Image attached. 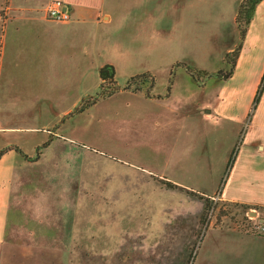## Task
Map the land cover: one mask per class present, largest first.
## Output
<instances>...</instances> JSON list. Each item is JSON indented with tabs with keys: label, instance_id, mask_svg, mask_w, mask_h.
<instances>
[{
	"label": "rangeland",
	"instance_id": "1",
	"mask_svg": "<svg viewBox=\"0 0 264 264\" xmlns=\"http://www.w3.org/2000/svg\"><path fill=\"white\" fill-rule=\"evenodd\" d=\"M117 27L108 35L93 32L91 62L81 84L71 87L72 73L61 70L63 96L54 109L43 103L40 114L33 111L27 118V112L15 108L14 118L19 119L14 126L37 130L14 131L9 142L35 157L43 153L45 167L59 165L49 170L57 181L51 195L45 193L43 227L57 219L54 187L61 199L74 186L75 201L69 203L78 225L75 248L65 251L68 264H245L243 244L264 240L253 231L264 225L257 216L264 209L204 194H211L224 177L236 130L214 114L204 115L217 89L213 81L200 82L222 80L229 68L218 76L199 74L200 82H193L185 69L173 67L178 60L174 53L162 58L150 52L148 29L141 26L137 34L129 27L117 33ZM107 63L115 71L118 91L100 98L98 71ZM143 73L124 90L131 76ZM153 79L150 94L159 99L146 96ZM106 87V93L113 90ZM97 97L94 105L78 112ZM243 134L235 155L244 144ZM223 186L222 196L230 198L233 181ZM238 190L242 194V187ZM35 258L9 264L67 262L63 251L53 256L44 251Z\"/></svg>",
	"mask_w": 264,
	"mask_h": 264
},
{
	"label": "crops",
	"instance_id": "2",
	"mask_svg": "<svg viewBox=\"0 0 264 264\" xmlns=\"http://www.w3.org/2000/svg\"><path fill=\"white\" fill-rule=\"evenodd\" d=\"M51 1L0 0V151H4L0 158V264L28 257L35 260L44 251L52 256L63 251L68 264L65 251L75 248L78 224L69 203L75 201V187L64 190L61 199L54 187L57 219L43 227L45 193L51 195V186L57 181L49 170L59 165L53 162L45 167L43 153L36 157L27 154L8 137L14 131L37 130L14 126L19 119L14 118L17 106L20 112L31 110L26 113L29 118L33 111L41 113L43 103L53 109L60 103L64 90L61 70L72 73L68 79L71 87L82 83L91 62L93 32L104 30L108 35L118 25L117 33L134 27L138 34L142 26L148 29L150 52L156 51L162 58L174 53L178 60L173 67L186 64L209 74L225 71L226 54L241 42L236 18L242 0H60L70 13V20L64 23L47 18ZM5 11L7 18L3 19ZM215 65L219 70L211 72ZM263 76L264 0L252 12L232 75L226 80L212 77L200 82L213 81L217 89L215 101L209 110L203 109L204 115L214 114L217 121L236 130L230 154L244 132V144L237 149L224 183L233 181L232 196L223 197L220 184L211 194H204H217L221 201L249 209H264V84L255 103ZM172 89L173 85L166 98ZM151 91L148 98H160ZM239 187L242 194L237 192ZM257 216L264 223V214ZM243 249L245 264H264V240L244 243Z\"/></svg>",
	"mask_w": 264,
	"mask_h": 264
},
{
	"label": "trees",
	"instance_id": "3",
	"mask_svg": "<svg viewBox=\"0 0 264 264\" xmlns=\"http://www.w3.org/2000/svg\"><path fill=\"white\" fill-rule=\"evenodd\" d=\"M261 1L262 0H242V2L240 4V7H239V10H238V13H237L236 22H237V26H238V29H239V32H240V40H241V42L238 44V46L232 52L226 54V56H225L224 62L226 64V66L229 68V71L225 72V75L222 77L223 79H228L233 73L236 60H237V58L239 56V52H240L241 47H242V40L244 39V36L246 34V30H247V28H248V26H249V24L251 22L252 12L255 9L256 5L258 3H260ZM179 66H181L183 69H185V71L196 82H200L199 81V74L207 75V73L201 72V71H197V70L189 67L186 64H179ZM220 73L221 72H219L217 74V76ZM145 75H146V73L131 77L128 80V82L126 83V85L124 87V90H129L130 87L134 83H136V81L138 79L143 78ZM99 79L101 81V83H100V93L98 95L100 98L111 97L113 94H115L118 91L117 86H116V81H115V71H114L112 66H110V65L103 66L99 70ZM154 84H155V82H154V79H153L152 82H151V86H150L151 88H150L149 91L152 90V88L154 87ZM263 84H264V76L262 78L261 86L258 89L257 96L255 98V103L258 101V98L261 95ZM107 85L110 86L111 89H113V90L110 91V93H106L105 92L106 90H104V89L108 88V87H106ZM114 87H115V90H114ZM107 90H109V89H107ZM97 100H98V97L92 99V101H87L86 104H84L83 106H81L78 109V112L79 113L83 112L85 109H87L90 106L94 105ZM3 154H4V151H0V158L2 157ZM234 157H235V150L232 151V153H231V155L229 157V160H228V163H227V166H226V170H225V173H224V177L221 179V182H220V186H219L220 189H221L222 185L225 183V176H227L229 174V171L231 170V168L233 166L234 159H235ZM164 183H165V185L168 188H173V189L177 188V186L175 184H173V183H171L169 181H164ZM207 201H208V199H206V202Z\"/></svg>",
	"mask_w": 264,
	"mask_h": 264
},
{
	"label": "built area",
	"instance_id": "4",
	"mask_svg": "<svg viewBox=\"0 0 264 264\" xmlns=\"http://www.w3.org/2000/svg\"><path fill=\"white\" fill-rule=\"evenodd\" d=\"M47 18L52 21L64 23L70 20V13L65 3L60 0L51 1L46 8ZM254 233L264 235V225H255L253 227Z\"/></svg>",
	"mask_w": 264,
	"mask_h": 264
}]
</instances>
